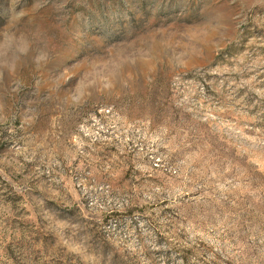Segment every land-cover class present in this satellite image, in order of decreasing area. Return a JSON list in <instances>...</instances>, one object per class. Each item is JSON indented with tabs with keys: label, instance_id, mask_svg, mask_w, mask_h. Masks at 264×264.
<instances>
[{
	"label": "rangeland",
	"instance_id": "1",
	"mask_svg": "<svg viewBox=\"0 0 264 264\" xmlns=\"http://www.w3.org/2000/svg\"><path fill=\"white\" fill-rule=\"evenodd\" d=\"M0 264H264V0H0Z\"/></svg>",
	"mask_w": 264,
	"mask_h": 264
}]
</instances>
